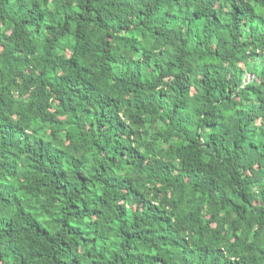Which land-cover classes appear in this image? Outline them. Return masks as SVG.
<instances>
[{
    "label": "trees",
    "instance_id": "16d2710c",
    "mask_svg": "<svg viewBox=\"0 0 264 264\" xmlns=\"http://www.w3.org/2000/svg\"><path fill=\"white\" fill-rule=\"evenodd\" d=\"M0 264H264V0H0Z\"/></svg>",
    "mask_w": 264,
    "mask_h": 264
}]
</instances>
